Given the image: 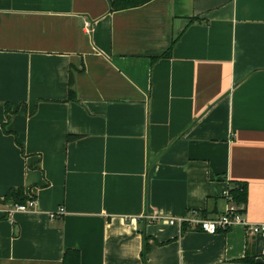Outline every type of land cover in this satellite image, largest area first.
Listing matches in <instances>:
<instances>
[{
  "label": "crops",
  "instance_id": "crops-1",
  "mask_svg": "<svg viewBox=\"0 0 264 264\" xmlns=\"http://www.w3.org/2000/svg\"><path fill=\"white\" fill-rule=\"evenodd\" d=\"M239 186L263 225L264 0H0V264H264L245 225L165 222Z\"/></svg>",
  "mask_w": 264,
  "mask_h": 264
},
{
  "label": "built area",
  "instance_id": "built-area-1",
  "mask_svg": "<svg viewBox=\"0 0 264 264\" xmlns=\"http://www.w3.org/2000/svg\"><path fill=\"white\" fill-rule=\"evenodd\" d=\"M86 27H90L87 23ZM224 197L230 202L228 209L219 216L216 217H204L198 212H193L191 217H181V218H168L165 222L168 225H178L183 227L186 225L187 228L202 231L209 234H217L219 232L230 231L237 225H245L253 233H263L264 234V224L263 225H249L244 222L242 216V209L234 201L229 192H226ZM37 200L33 197L27 199L24 204H10L4 205L2 211L7 215H12L13 213H28L36 208ZM65 214V210L60 208L56 213H51L50 219L54 220ZM151 221H156L159 218L152 216L149 217Z\"/></svg>",
  "mask_w": 264,
  "mask_h": 264
},
{
  "label": "trees",
  "instance_id": "trees-1",
  "mask_svg": "<svg viewBox=\"0 0 264 264\" xmlns=\"http://www.w3.org/2000/svg\"><path fill=\"white\" fill-rule=\"evenodd\" d=\"M154 0H111V8L113 11L116 10H124V9H130V8H138L142 7L146 4H149ZM70 85L71 88L74 85V76L73 73L71 75L70 79ZM70 95L74 96L73 90L70 91ZM72 138V137H71ZM74 138V137H73ZM229 194L232 196L233 201L238 206H244L247 202V189L246 186H239L237 188L231 189L229 191ZM27 196L25 195V192L23 189H11L6 197L2 199V203L4 205H14V204H24L27 201ZM204 217H207V213H202ZM187 230V226L183 225L182 232H185ZM150 250V245L148 244V239H145V246H144V252H143V259L146 264L145 255ZM243 263L248 264L250 263V259L246 256L244 260H242ZM63 264H80V254L76 250H68L63 259Z\"/></svg>",
  "mask_w": 264,
  "mask_h": 264
}]
</instances>
